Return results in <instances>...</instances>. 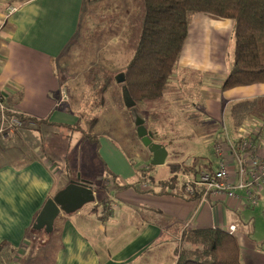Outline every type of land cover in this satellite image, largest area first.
<instances>
[{
    "label": "crops",
    "instance_id": "obj_1",
    "mask_svg": "<svg viewBox=\"0 0 264 264\" xmlns=\"http://www.w3.org/2000/svg\"><path fill=\"white\" fill-rule=\"evenodd\" d=\"M101 3L100 0H0V89L5 92L10 108L38 121L8 137L0 135V264L6 261L13 264L21 261L22 256L27 257L29 262L32 259L29 254L33 251H39L41 259L51 256L50 264H176L184 229H227L231 224H238L242 213L250 207L264 206V191L256 206H251L248 198L244 197L247 204L243 207H236L229 199H213L200 205L196 199L163 194L160 193L159 183L167 177L160 175L153 176L155 182H151L150 187L145 183L144 188L136 187L137 184L132 188L124 180L136 173L132 160L114 139L101 136L97 151L98 160L104 165L101 169L107 176L109 172L114 173V178L121 185H114L113 191L102 196L111 199L107 211L109 215L105 212L102 216L93 217L81 213L80 208L71 213L74 214L72 217L61 212L51 234L43 230L37 233L32 228L47 199L71 181L80 179L75 178L77 169L69 172L68 156L66 161L47 157L39 134L42 136L44 133L48 139L56 131L65 134L70 129L75 136V131H79L76 130L78 124L81 123L80 131L85 127L82 126V116L70 106L74 90L69 89V84H64L68 85V89H60L63 79L56 70L61 60L71 52L82 31L87 30L85 20L92 26L95 16L91 10ZM105 4L113 5L111 0ZM116 4L114 2V6ZM11 6L16 10L10 14L8 8ZM115 10L114 7V14ZM192 28L193 38L190 36ZM233 28L231 19L196 14L175 79L178 80L181 73L180 77L186 80L191 69L203 72L213 69L212 51L214 49L215 58L222 53L223 38L231 39L229 36H233ZM63 62L66 64V61ZM219 70L215 71L221 75L216 83L212 78L207 83L211 92L213 88L222 90V83L229 73L226 67L223 71ZM69 78L65 79L67 83L74 79L72 76ZM64 90L70 100L63 98ZM223 91L217 92L225 93L232 102L258 99L252 115L263 120L258 121L262 123L259 129L262 134L264 115L257 108L264 103V83ZM231 122L230 136L235 140L239 129L236 130ZM261 134L259 152L264 154V137ZM222 137L219 141L223 140ZM9 143L20 152L15 163L5 161L3 157ZM30 148L31 157L23 153ZM199 158L209 160L207 157ZM78 170L86 181L91 179L84 175L81 168ZM94 192V204H97L98 193L95 189ZM117 196L120 203L115 200ZM94 207L93 213L97 209L96 205ZM28 231L34 238H26ZM249 233H241L240 226L235 232L241 246V260L243 264H264V249H260L264 240L251 242L247 238ZM34 243L40 246L31 248Z\"/></svg>",
    "mask_w": 264,
    "mask_h": 264
},
{
    "label": "rangeland",
    "instance_id": "obj_2",
    "mask_svg": "<svg viewBox=\"0 0 264 264\" xmlns=\"http://www.w3.org/2000/svg\"><path fill=\"white\" fill-rule=\"evenodd\" d=\"M100 1L102 3L94 5L91 10L92 15L95 16L91 21L92 26L85 20L87 30L82 31L76 44L72 46L71 52L61 60V65L59 63L58 70H56L63 79L60 89L67 88L68 85L64 86V84H69V89L74 90L70 106L82 116L84 119L82 126L85 127L83 131L76 128L79 131H75V136L70 129H67L65 134L56 131L48 139L44 133L42 136L39 134L40 142L44 145V153L52 160L61 158L66 161L68 156L69 172L77 169L75 178L86 180L81 177L78 170L81 168L85 176H90L91 179L87 181L93 183L99 202L103 194L106 195L113 191L115 185L114 181L112 182L115 174L109 172L110 175L107 176L108 174L106 175L101 169L104 165L98 160L97 151L100 147L101 136L114 139L132 160L133 170L136 173L124 179L126 183L132 185V188L136 184V187L144 188L145 183L150 187L151 182L153 184L155 182L153 178L155 175L170 177L173 174L171 164L174 162H193L195 157H207L217 165L219 162L217 141L225 135L226 128L229 133H232L230 112L234 102L238 101L232 102L233 100H229L230 98L226 97L225 93L217 92L222 90L213 88V92L209 91L207 83L211 78L216 83L217 77L221 76L215 71L219 69L223 71L225 67L229 72L231 71L235 59L234 36L231 37L230 34L231 39L223 38L222 53L217 54L219 55L217 58H215L216 54L213 49L211 59L214 62L211 66L214 70L203 72L191 69L188 71V80L180 77L181 73L177 80L175 79V74L179 72L177 66L164 96L157 101L140 105L148 114L147 126L153 132L155 142L164 145L169 152L165 164L153 165L150 170H147L150 168L152 153L137 135L136 127L132 123V115L117 100L115 93H118L119 87L111 86L108 89L105 86L107 75L116 77L121 72L125 73V67L134 54L141 32L142 0H111L113 4L111 6L105 4L107 0ZM114 2H117L116 6ZM114 7L116 8L115 14ZM193 30L194 28L190 31L191 38L194 36ZM63 61H66V64ZM70 76L74 77L73 82L67 83L65 79L69 80ZM66 96V99L70 100L69 95ZM257 110L264 115V103L259 105ZM258 121L263 120L252 115L246 124L258 129L259 132L258 127L262 126V123ZM261 137H264V131ZM10 145L9 143L5 147L3 157L5 161L15 163L20 157V152ZM23 153L30 157L33 156L31 148L24 150ZM142 170L147 174L145 178ZM115 200L120 203L118 196ZM257 204L250 205L256 206ZM95 205L87 203L80 209V212L91 214L93 217L105 214L106 210L104 211L101 206L97 207L96 212L93 213ZM67 216L72 217L74 214ZM238 224L241 233L250 231L247 234L249 241L260 243L264 240V206L260 204L247 209L242 213ZM29 231L26 238H34ZM37 246L40 245L34 243L31 248ZM29 256L32 258L29 262H27V257L22 256L21 261H15L13 264H50L52 261L51 256L41 259L39 251L30 252ZM4 264H9V262L6 261Z\"/></svg>",
    "mask_w": 264,
    "mask_h": 264
},
{
    "label": "trees",
    "instance_id": "obj_3",
    "mask_svg": "<svg viewBox=\"0 0 264 264\" xmlns=\"http://www.w3.org/2000/svg\"><path fill=\"white\" fill-rule=\"evenodd\" d=\"M141 8V32L134 54L125 67L126 80L120 84L114 75L109 74L105 85L108 89L119 87L115 96L130 114L124 104L122 85L127 86L140 111L148 118L140 105L161 99L168 90L188 39L190 25L198 13L234 22L235 59L221 89L264 83V0H142ZM257 101L247 99L233 104L230 115L236 130L252 115ZM10 114L25 124L38 122L17 111ZM80 127L81 123L76 128ZM148 131L155 141L153 132ZM149 167L147 170L153 165ZM202 169L214 170L213 162L195 157L191 164H171L173 174L159 183L160 193L197 200L200 194L191 196L185 192L180 173L196 175ZM142 175L147 176L143 170ZM113 179L115 185L121 186ZM97 202V207H103L106 212L109 210V197H102ZM260 249H264V243ZM177 252L176 264H243L238 237L221 227L186 229Z\"/></svg>",
    "mask_w": 264,
    "mask_h": 264
},
{
    "label": "built area",
    "instance_id": "obj_4",
    "mask_svg": "<svg viewBox=\"0 0 264 264\" xmlns=\"http://www.w3.org/2000/svg\"><path fill=\"white\" fill-rule=\"evenodd\" d=\"M15 10V7H9L10 14ZM63 94V98L66 99L65 90ZM12 111L15 112L8 106L6 94L0 89L1 136L8 137L18 129L34 124L32 122L25 124L19 117L11 115ZM260 127L262 126L258 128ZM225 130L223 140L217 141L219 162L214 166V170L202 169L196 175L181 172L183 188L188 195L200 194L197 198L200 205L209 203L213 199H229L236 207H243L247 204L244 197L248 198V203L255 205L264 191V154L259 152L258 142L261 129L258 132V129L245 124L239 128L235 140L230 136L227 128ZM227 229L233 234L239 229V224H231Z\"/></svg>",
    "mask_w": 264,
    "mask_h": 264
},
{
    "label": "water",
    "instance_id": "obj_5",
    "mask_svg": "<svg viewBox=\"0 0 264 264\" xmlns=\"http://www.w3.org/2000/svg\"><path fill=\"white\" fill-rule=\"evenodd\" d=\"M120 84L126 80V75L121 72L115 77ZM124 104L130 109L138 136L143 144L152 153L151 164L163 165L168 157V149L160 143L153 141L147 127V117L140 111L136 101L131 96L127 86L122 85ZM96 202L93 184L90 181L79 179L71 181L66 187L59 190L54 196L47 199L33 224V229L39 233L43 230L51 234L55 228V221L61 212L71 214L82 208L87 203Z\"/></svg>",
    "mask_w": 264,
    "mask_h": 264
}]
</instances>
